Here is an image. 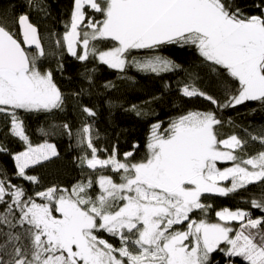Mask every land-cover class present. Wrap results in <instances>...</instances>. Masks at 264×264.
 I'll return each instance as SVG.
<instances>
[{
	"label": "snow or ice",
	"instance_id": "6c2138e0",
	"mask_svg": "<svg viewBox=\"0 0 264 264\" xmlns=\"http://www.w3.org/2000/svg\"><path fill=\"white\" fill-rule=\"evenodd\" d=\"M258 7L259 14L248 15L237 0H73L63 36L49 52L27 13L14 19L22 39L7 16L0 17V114L7 118L10 134L26 145L12 154L16 175L39 184V177L27 170L59 155L47 140L31 143L18 113L64 110L66 97L52 70H42L39 64L41 57L55 55L61 48L79 61L94 55L112 69L123 71L130 65L159 74L181 67L156 54L161 47L191 45L212 71L226 73L238 87L222 84L221 102L197 86L192 71L180 88L183 96L202 97L217 109L246 101L264 104V0ZM86 9L102 19L88 17ZM97 41H111L112 46L101 50L93 43ZM33 46L35 51L30 50ZM140 49L153 54L128 59L132 50ZM58 67L63 69V64L58 62ZM86 78L91 82V74ZM114 87L111 81L105 84ZM130 110L142 114L136 104ZM81 111L96 116L93 107L84 105ZM222 124L213 110H189L166 128L154 123L146 155L133 162V152H125L121 160L115 146L101 159L93 127L83 123L77 132L78 145L86 149L78 158L80 165L91 170L110 168L120 174L119 182L101 174L71 188L52 185L28 195L0 170V202L7 205L0 212V264H212L217 250L229 258L243 257L248 264H264V215L253 218L244 209L223 208L215 213L223 223L190 215L195 210L207 212L210 205L202 202L206 193L228 196L254 182L264 183V148L248 155V139L235 132L220 138ZM61 127L72 135L68 123ZM248 137L264 146V130ZM5 151L0 146V152ZM217 161L233 163L220 169ZM225 181L230 186H223ZM94 183L98 193L89 191ZM251 205L264 210V193ZM233 221L239 222L238 228L228 226ZM184 222L185 230L174 229ZM101 230L119 237V247L102 238Z\"/></svg>",
	"mask_w": 264,
	"mask_h": 264
},
{
	"label": "trees",
	"instance_id": "16d2710c",
	"mask_svg": "<svg viewBox=\"0 0 264 264\" xmlns=\"http://www.w3.org/2000/svg\"><path fill=\"white\" fill-rule=\"evenodd\" d=\"M237 2L246 14H259L260 0H237ZM72 6L73 0H0V17L7 16L8 24L20 38L19 27L14 24V19L20 14L27 13L30 21L38 26L42 45L45 51L49 52L56 49L54 41L63 36L65 22L70 18ZM86 12L92 19H102L99 13L91 9H86ZM52 33L56 35H51ZM93 43L101 50L112 46L111 41ZM152 54L151 50H132L128 59ZM156 54L174 60L181 67L159 74L142 72L130 65L121 71L108 67L94 55H90L86 61H79L66 51V47L59 49L55 55L41 57L39 61L41 69L52 70L55 83L65 94L64 110L51 112L19 110L18 114L24 122L31 143L35 145L47 140L55 144L59 155L27 170L28 175L39 177V184L16 175L17 169L12 154L23 151L26 145L18 137L10 134L7 118L0 114V146L7 148V151L0 152V170L3 174L12 184L22 186L28 195L52 185L71 188L77 181H86L89 177L95 180L101 174L113 176L119 182L120 174L110 168L91 170L86 165H80L78 158L86 150L77 143V132L82 124L87 122L92 125L94 144L100 150L98 156L101 159L107 158L115 146L119 159H124L125 152H133V158L130 159L135 162L146 155V144L152 124L160 122L162 128H166L170 120L189 110L216 111L217 116L223 120L222 126L218 128L220 138H226L235 132L248 139L245 148L248 155H254L264 148L258 140L252 141L248 137V133L259 135L264 130V104L260 101H246L234 108L217 109L202 97H185L180 88L187 82L188 72L194 71L198 77L197 86L216 96L221 102L225 98L222 84L226 83L235 89L238 83L227 77L226 73L221 76L212 71L209 63L203 62V58L194 46L165 45ZM58 62L63 64V69L58 67ZM88 74L92 76L91 82L86 78ZM109 81L115 85L114 88H105V84ZM74 93L81 94L75 96ZM133 104L139 106L142 112L140 116L130 110ZM84 105L93 107L96 116L88 117L84 114L81 111V106ZM229 118L232 123L229 122ZM63 123L71 126V136L61 127ZM134 145L137 147L134 148ZM232 163L217 162V165L219 168H224L231 166ZM222 184L226 187L230 186V181ZM89 191L98 193L100 191L98 184L94 183ZM262 193H264V183L261 182H254L228 196L206 193L202 196V202L210 205L207 212L195 210L190 215L192 219L204 218L216 223L220 222L215 214L217 211L223 208L230 210L241 208L251 212L253 218H256L264 215V210L253 208L251 201L260 199ZM9 199L6 197V200ZM6 207L4 202H0V212ZM15 211L18 216L19 211ZM228 225L236 229L239 227V222H228ZM186 228L187 222L174 226L175 230L180 231ZM98 234L119 247V237L102 230ZM212 264H248V262L243 257H226L217 250L212 254Z\"/></svg>",
	"mask_w": 264,
	"mask_h": 264
},
{
	"label": "rangeland",
	"instance_id": "374dc122",
	"mask_svg": "<svg viewBox=\"0 0 264 264\" xmlns=\"http://www.w3.org/2000/svg\"><path fill=\"white\" fill-rule=\"evenodd\" d=\"M85 30H87V31H90L89 29H85ZM78 51H82V48H78ZM222 147V150H224L223 149V146H221ZM53 158V157H52ZM44 162V161H43ZM217 162H228V161H217ZM232 166V165H231ZM231 166H227V167H231ZM217 167H218V165H217ZM227 167H224V168H227ZM219 168V167H218ZM220 169H223V168H220ZM221 222V221H220ZM221 223H223V222H221ZM229 226V225H228ZM231 227V226H230ZM221 247H226V245L225 244H222L221 245Z\"/></svg>",
	"mask_w": 264,
	"mask_h": 264
},
{
	"label": "water",
	"instance_id": "95a60500",
	"mask_svg": "<svg viewBox=\"0 0 264 264\" xmlns=\"http://www.w3.org/2000/svg\"><path fill=\"white\" fill-rule=\"evenodd\" d=\"M20 38L22 39V37H20ZM32 49H35L34 46L30 50H32Z\"/></svg>",
	"mask_w": 264,
	"mask_h": 264
}]
</instances>
